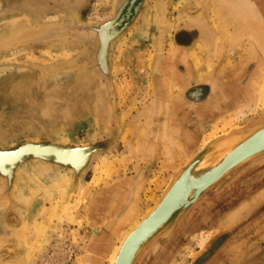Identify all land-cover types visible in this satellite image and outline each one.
Returning a JSON list of instances; mask_svg holds the SVG:
<instances>
[{"label": "rangeland", "instance_id": "374dc122", "mask_svg": "<svg viewBox=\"0 0 264 264\" xmlns=\"http://www.w3.org/2000/svg\"><path fill=\"white\" fill-rule=\"evenodd\" d=\"M139 2L140 11L110 45L105 73L94 27L116 19L126 0H0V41L51 25L41 37L0 47V150L26 142L100 148L83 173L31 159L15 169L11 185L0 174V264H110L121 236L208 142L264 119V0ZM219 2L229 4L237 21L229 30L239 33H217L214 40ZM197 37L207 47L203 60L214 63L207 72L216 75L218 68L228 80V69L242 65L226 100L203 108L204 115L192 99L201 82L189 54H179L180 67L175 57L166 59L173 56L170 43ZM239 97L241 103L234 101ZM170 115L179 133L169 129L167 143L155 150L159 133L144 150L148 127ZM15 161L0 165L10 169ZM251 213L264 221V154L217 182L136 264H192L211 247L214 255L202 264H241ZM223 235L228 240L216 242ZM261 242L262 248L264 230L246 250Z\"/></svg>", "mask_w": 264, "mask_h": 264}, {"label": "water", "instance_id": "95a60500", "mask_svg": "<svg viewBox=\"0 0 264 264\" xmlns=\"http://www.w3.org/2000/svg\"><path fill=\"white\" fill-rule=\"evenodd\" d=\"M138 2L139 0H126L125 6L129 5L126 14L127 20L132 19V17L140 11L143 3ZM121 12L122 10L118 13L116 19L94 27L100 40L98 62L105 73H108L109 70L108 56L110 45L129 23L128 22L125 26H122L125 17H122L119 22L117 21ZM111 23H116V29L110 34L105 42L104 37L106 34L104 31L107 30L108 25ZM50 27L51 25H41L26 28L27 30L41 29L40 32L28 34L23 33V35L21 33H12L0 41V47L27 42L34 38L41 37L49 31ZM26 29L22 30L24 31ZM26 143L13 149L0 151H20L28 146V143ZM37 145H43L44 147L52 146L51 143L44 142ZM60 147L64 146L61 145ZM65 147L78 148L75 146ZM82 149L87 150V159L82 165L75 166L71 160L61 158L54 152L29 151L23 153L22 156L11 165L10 169L8 164H4V166L0 165V174L5 176L8 180V184L11 185L15 169L20 164L31 159H39L66 166L71 169H76V171L74 170L75 173L79 174L88 165L90 161L89 155L100 148L95 145H87ZM263 154L264 119L253 124L235 128L208 142L196 157L189 161L173 176L170 184L156 200L154 206L123 235L111 256L110 264H136L143 252L159 237L170 231L217 182L240 165ZM4 169H8L9 171H5ZM208 169L209 171L206 173L208 174L207 178L193 188V193L191 195L184 199L182 203H170L172 200H175L176 197L178 198L182 195V187L185 186V182L189 180L191 175L198 176L201 173H204V171L206 172Z\"/></svg>", "mask_w": 264, "mask_h": 264}, {"label": "crops", "instance_id": "0c3cea01", "mask_svg": "<svg viewBox=\"0 0 264 264\" xmlns=\"http://www.w3.org/2000/svg\"><path fill=\"white\" fill-rule=\"evenodd\" d=\"M219 5H220L219 9L215 10L216 33H213L214 34V37H213L214 40H215V37H216L215 35L217 33H239L238 29H234L233 31L229 30V25L228 24L229 23L234 24L235 22H237L236 19H235L236 17H234L231 13H229L230 10L227 9V7L230 8L229 4L228 3L222 4V3L219 2ZM224 21H226V23ZM240 22H241V20H240ZM240 28H242V27L240 26ZM263 32H264V30H263ZM204 45H205V43L201 42L199 37L194 38L192 40V43H190V44L189 43L186 44L185 42L181 43V42H178V41L173 43L172 45L170 43L169 52L173 56H171V55L169 56L168 55L167 58H166L168 61L169 60L173 61V58L175 57L174 60H176V61H175V63H173L174 67H180L182 65H178L179 64V61H178L179 60V54H181L182 57H183V54L185 52H186V54H189L190 59H192V62H193V68L198 71V79H199L198 82H201L197 87H194L193 89H191V90L196 92L194 95H192V99L194 101H199V103H201L200 106L202 105V108L199 109L201 111H202L203 108L204 109H208L209 106L214 108L212 103H215L217 101L224 102L226 100L225 98H227V97H224V96H226L225 94H227L228 89L231 86L233 88H235L236 81L239 80V78L241 77V74H242L241 73V71H242V67L241 66L242 65H240L238 67H232L231 69H228L229 71L233 70V76L230 79H228V80H225L224 76H222L223 74H225V71L222 72L218 68L216 70V72H217L216 75H213L212 72H210V73L207 72V70L208 71L212 70V68L214 66V63L205 62L203 60L202 54L200 53V51L205 50V48H207V47H204ZM213 52H214V49L212 47V49H209V53L213 54ZM248 86L249 85H247V87H245V89H243L244 91L243 90H241V91L233 90V91L236 92V94H239L240 92L243 91L242 93H245V95L248 96L249 95ZM184 92H183V94L186 96V94ZM179 96H182V93L179 94ZM234 101H237L238 103H241L242 98L239 97L238 99H236ZM200 114L204 115L203 111ZM174 115H177V114L175 113ZM168 117L169 118L167 120L165 119L166 121L164 123H162L160 125H156V122H154L155 123L154 127H152V126L148 127L149 130L146 131V133L143 135V140H144L143 149L144 150H148L149 149V144H151V142L153 140V137L155 135H158L159 133L162 134L160 140L155 145V150H156V148L159 149V147H160V149H163L162 148L163 143H165V142L167 143L168 138H166V137L170 133L168 131L169 129L172 132L173 131L174 132H178V128L175 125H173V124L169 125V123L171 121L170 118H172V115H170ZM176 117H178V116H176ZM172 119H174V118H172ZM172 123H174V121H172ZM153 143H154V141L152 142V145H154ZM150 148L154 149L153 147H150ZM161 158H162V156H161ZM130 179H132V177H130ZM130 179L126 180V181H130ZM126 181L122 182V184H125Z\"/></svg>", "mask_w": 264, "mask_h": 264}, {"label": "bare ground", "instance_id": "6f19581e", "mask_svg": "<svg viewBox=\"0 0 264 264\" xmlns=\"http://www.w3.org/2000/svg\"><path fill=\"white\" fill-rule=\"evenodd\" d=\"M119 22V21H118ZM41 29V28H40ZM40 29H36V30H20V32H16V33H21L23 35V33H35V32H40ZM116 29V23H111L110 25H108L107 27V30L105 32H107V35L106 37L104 38L105 39V42L107 41L106 39H108V37L110 36L111 33H113ZM39 30V31H38ZM18 36V35H17ZM195 60V59H194ZM254 92V91H253ZM263 92V91H262ZM175 100V99H174ZM52 146H49V147H44L42 145H39V146H34V145H28L26 147H24V149L20 150V151H16V152H6V153H0V163H6V162H13L15 160H17L19 157L22 156L23 153H26V152H29V151H47V152H54L56 153L59 157L61 158H64V159H68V160H71L73 162V164H75V166H78V165H82L84 163V161L87 159L86 158V150L85 149H82L83 147L81 146H77L78 148H67V147H60L59 145H56V144H51ZM63 146V145H62ZM192 153V152H191ZM91 159V158H90ZM112 162V161H111ZM112 166V165H110ZM114 168V167H113ZM76 171V169H73V171ZM74 171V172H75ZM209 171L206 170V172L204 171V173H201L200 175H191L189 177V180H187L185 182V186L182 187V192L178 198L176 197L175 200H172L170 203H182L184 199H186L189 195H191L193 193V188H195V186L197 184H200L202 181H204L208 174H206L207 172ZM78 172V171H77ZM81 173V172H80ZM83 173V172H82ZM206 174V175H204ZM65 175V174H64ZM115 176V175H114ZM81 177V176H80ZM97 178V177H96ZM94 180V179H93ZM65 184L64 186L62 187V189H65L66 185L69 184V182L71 181V177L70 176H67V178H65L64 180ZM49 183V182H48ZM55 183V182H54ZM57 183V182H56ZM57 186V185H56ZM85 186V185H84ZM88 186V185H87ZM69 188V187H68ZM86 188V187H84ZM91 188V187H90ZM89 188V190H90ZM68 190V189H67ZM84 191V190H83ZM71 192V191H70ZM59 193V192H57ZM88 193V192H87ZM90 193V192H89ZM81 194V193H80ZM57 195V194H56ZM80 197V196H79ZM82 197V196H81ZM81 199V198H80ZM84 199V198H83ZM64 208V207H63ZM150 210V209H149ZM69 216H71L69 214ZM144 216V215H143ZM52 217V216H51ZM141 217V216H140ZM48 218V217H47ZM142 218V217H141ZM138 220V219H137ZM136 221V220H135ZM139 221V220H138ZM48 222V221H47ZM53 222V221H52ZM134 222V221H133ZM133 225V224H132ZM41 226V225H40ZM38 226V227H40ZM44 226V225H43ZM49 227V226H48ZM129 227V226H128ZM131 227V226H130ZM44 229V227H43ZM54 229V228H53ZM130 229V228H129ZM27 230V229H26ZM36 230H40L39 228L36 229ZM47 230V229H46ZM125 230V229H124ZM52 231V230H51ZM47 233V232H46ZM54 234V232H53ZM124 234V233H123ZM47 235V234H46ZM52 238V235H50ZM38 237V236H37ZM120 237V236H119ZM123 237V236H121ZM120 237V238H121ZM40 238V239H39ZM38 238V242L41 243L45 240L41 239V237ZM49 238V240H50ZM36 239V237H35ZM119 239V238H118ZM34 240V238H33ZM48 240V241H49ZM32 241V240H31ZM37 242V240H35ZM35 243V242H34ZM25 244V243H24ZM29 244H32V243H29ZM38 244V243H37ZM49 244H51V240L49 242ZM48 244V245H49ZM47 245V246H48ZM28 247V246H27ZM31 248V246H30ZM42 248V247H41ZM38 249V248H37ZM28 250V249H27ZM47 250V248H46ZM44 250V251H46ZM115 250V249H114ZM29 251V250H28ZM27 251V252H28ZM32 252V251H31ZM39 252V251H38ZM43 252V251H42ZM34 253V252H33ZM42 254V253H41ZM84 255V254H83ZM88 257V256H87ZM32 258V257H31ZM82 258V257H81ZM25 259V258H24ZM89 260V259H88ZM25 261V260H24ZM87 263V262H86Z\"/></svg>", "mask_w": 264, "mask_h": 264}, {"label": "flooded vegetation", "instance_id": "af4514ba", "mask_svg": "<svg viewBox=\"0 0 264 264\" xmlns=\"http://www.w3.org/2000/svg\"><path fill=\"white\" fill-rule=\"evenodd\" d=\"M129 5H126L123 11L120 14V17L117 21H120L122 17H125L126 19V14L128 10ZM120 28V27H119ZM257 214V213H256ZM243 231H244V237L247 240L246 243L247 245L251 242H254L259 238V236L263 233L264 230V221H260L257 219V216L254 215V213H251L250 217H248V221L244 223ZM229 235H223L220 236L216 239L217 241H227ZM263 242V241H262ZM259 243L257 246L253 247L252 249H247L242 248V259H241V264H264V246L261 248V244ZM261 248V249H260ZM212 247L204 250L195 260L192 264H202L203 261L207 262L210 261L211 257L214 255L212 254ZM260 251V255H259ZM206 262V263H207Z\"/></svg>", "mask_w": 264, "mask_h": 264}]
</instances>
